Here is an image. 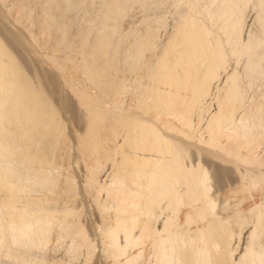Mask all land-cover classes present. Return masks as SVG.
Masks as SVG:
<instances>
[{"label":"bare ground","instance_id":"bare-ground-1","mask_svg":"<svg viewBox=\"0 0 264 264\" xmlns=\"http://www.w3.org/2000/svg\"><path fill=\"white\" fill-rule=\"evenodd\" d=\"M41 1V35L66 44L55 15L68 0ZM156 1L101 0L97 22L81 24L74 71L94 90L110 87L104 96L0 13V264H38L30 253L45 250L55 229L70 253L93 256L78 207L58 209L52 198L78 188L55 173L71 150L85 162L111 264H264V94L248 93L264 83V0H172L165 42L152 24L165 28L166 18L142 11ZM250 2L255 31H245ZM131 3L144 16L124 31ZM67 114L83 121L81 134L68 132ZM226 183L230 193L257 195L224 213Z\"/></svg>","mask_w":264,"mask_h":264},{"label":"rangeland","instance_id":"rangeland-1","mask_svg":"<svg viewBox=\"0 0 264 264\" xmlns=\"http://www.w3.org/2000/svg\"><path fill=\"white\" fill-rule=\"evenodd\" d=\"M0 1H3V2H0V13L6 14L8 18H11L16 21V23H14L16 25V26L14 25L15 29H18L19 27L27 28L29 29V31H31V33L34 36H37L38 38L36 40L37 42L36 45L38 46V48H40L39 50L40 53L42 52L43 53V54L41 53L42 55H45V54L50 55L51 53L56 57V59L57 58L59 59L58 62L62 61L64 66L68 70V74L72 76V80L74 81L76 80L75 82L79 83L80 86L82 85L85 86V88L88 91L90 90L89 92H92V94L95 93V95L97 93L98 96L100 95V93L98 92L104 91V94L102 93L104 96L106 91L110 90V87L106 91L105 90L101 91V89L100 91L99 90L97 91L96 89L94 90V88H91L92 85L88 84L89 82L83 76L82 72L78 70L76 72L74 71L75 68L73 65H74L75 60L73 59L75 58H73L74 57L73 54L71 56V53L73 51L77 52L79 50L80 37H81L80 34L82 31L81 29H84L82 25L83 24H85L84 26H87L90 24L93 25L95 24L94 22H97V20L95 21V19H97V16H98V12L96 11V9L98 10V8L100 7L101 0H68L66 3L61 4L60 9L62 10H59L56 13L55 17L60 18V20H62L65 23L63 26H64V29H66V33L68 34L66 36V44L64 42H61L62 44L60 43L58 44V46L55 45L54 47H53L52 42L48 38H44L41 35L40 33L41 31L38 28V25L36 24V22H34L38 19V16L41 13L40 10H42L41 8L43 7V2L41 0H29L28 2H24V0H0ZM164 1L165 2H163V0L162 2L156 1L157 3L159 2L161 4V8L164 7L162 9L160 7H157L159 6V4L157 5L156 3L155 7L152 6L153 10L151 9L152 7H150L149 8L150 11H148V9L147 11H144V10L142 11L148 16H150L153 12H155L152 14L153 16H151L152 17L151 19H153L154 16L155 18H157L159 15H160L159 17H161L162 15L163 17L166 18V20L164 18L165 23H166L165 28H162L161 26H158L157 24H152V26L153 25L156 26L154 28L156 29V32L160 38V41L164 40L165 42V40L167 39L166 37L168 36L170 29L173 26L172 23L174 22L176 16L173 15L174 12L172 11L174 8V6H172L173 5L172 0L171 2L170 0H164ZM139 9L140 7H138L137 4L135 3L130 4V12L128 15L129 17L127 16L128 19L127 17L125 18L126 19L125 21L127 23L124 21L125 23L124 22L123 23L125 25L122 26L123 27L122 29L124 31H127V29H129V26L132 24L131 22L132 19L134 20V18L136 19L138 17L140 18L142 17L141 15H143L144 13L140 11L141 9L140 10ZM157 11H159L160 14ZM26 12H29L31 16L30 17L25 16ZM255 12H257L256 4L255 2H250L245 11V15H246L245 31H248L247 29L249 30L252 29L253 31L257 30L258 28L257 23L254 20V16L256 15ZM132 16L134 18H132ZM157 26L159 27V29ZM0 39H3V38L0 36ZM68 47H70L72 51L63 50V49H67ZM62 62H59V63L62 64ZM262 84L264 85V83H261V82L256 83L253 87L254 89L248 92L249 95L251 96V93L254 91L252 96H254L253 98H255L256 101L258 99L260 100V97L264 94V86ZM74 101L76 103L75 99ZM79 110L81 109L77 108V112ZM63 119L66 124V128L68 132H72L77 135L83 132V128H84L83 121H79V120L73 121L72 115L70 116L69 114L65 115ZM68 151H70V149ZM258 151L260 152V156L261 155L264 156V138L259 140V150ZM64 153L68 154V152H64ZM66 154L58 158L59 168L58 170L55 171V173L59 175V178L61 180L63 179L64 176H66L67 174H70L71 176H73L74 182L76 183L78 188L74 193L68 194V195L65 194V192L61 190L57 194H54V197L52 198H54L55 206L58 209H61L64 206H67V207L73 206L74 208L78 207V210H80L81 212L80 222L85 228L87 238L91 241L93 245L92 247L94 249V254L89 260H87L84 250H80L76 254L70 253L68 251L70 240L68 238L57 240L56 239L57 235L55 234H58L56 233L58 229H55L54 231L56 232H53L54 234H52L51 241L49 242L47 248L45 250H40L42 252H40L39 250L32 251L30 255L32 256V258H37V260L39 261L38 264H61L62 262L70 263V264H111L112 259L110 257H107L103 253L104 239L102 238V236H100V233L98 231L96 232L94 229L96 228V226H99L101 222H100L98 215L94 211L95 208L92 202L94 194L90 189H88L87 187H84V181H85V175H86L85 162L82 161L81 159L73 158V155L75 154L74 150H71L69 152L70 156ZM95 162L93 161L92 163V161H88V164H89L88 167L95 166V165H92V164H96ZM101 165L104 171H106L110 167L109 162H103V163L101 162ZM103 172L100 174V177H99L100 181L106 178ZM228 185H229L228 183H226V186L223 185L225 187V190L224 192L220 194V200H219V205H218L219 209L224 213L232 214L233 211L235 212V210L245 208V206H248L251 196L256 197L255 195H257V190H254L252 192H242V193H236V194L230 193V188L227 187ZM224 187H222V191ZM228 189H229V192H228ZM259 193L261 194V196L264 195L263 190H259ZM103 195L104 194L101 193L99 198H103ZM124 260H125L124 257L120 258V261H124Z\"/></svg>","mask_w":264,"mask_h":264}]
</instances>
